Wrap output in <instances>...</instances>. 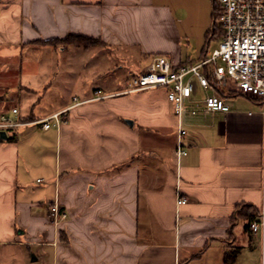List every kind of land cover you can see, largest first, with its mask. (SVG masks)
Returning <instances> with one entry per match:
<instances>
[{"label":"crops","instance_id":"1","mask_svg":"<svg viewBox=\"0 0 264 264\" xmlns=\"http://www.w3.org/2000/svg\"><path fill=\"white\" fill-rule=\"evenodd\" d=\"M214 5L0 0V120L62 109L67 119L60 130L40 123L3 129L0 264H264V227L250 226L264 209L258 99L231 91L228 112L194 118L178 160V120L166 89L127 91L132 81L113 87L103 77L104 61L122 49L143 58L137 73L157 54L174 65L199 61L209 53ZM69 34L101 41L74 46L70 56L90 52L101 61L61 63L63 51L38 42ZM98 89L101 97L92 99ZM42 131L54 137L50 165ZM39 166L49 180L36 176L39 189H29L25 181ZM178 195L186 202L178 204ZM55 199L67 211L57 224L49 216Z\"/></svg>","mask_w":264,"mask_h":264},{"label":"built area","instance_id":"2","mask_svg":"<svg viewBox=\"0 0 264 264\" xmlns=\"http://www.w3.org/2000/svg\"><path fill=\"white\" fill-rule=\"evenodd\" d=\"M214 1L212 28L220 30V37L209 54L185 65H174L163 54L154 55L148 65L132 78L133 86L127 90L166 89V98L178 120L175 149L178 160L186 154L182 137L187 133L188 125L194 118H205L209 112H228L231 104L226 97L231 91L255 97L264 113V0ZM230 78L233 87L228 88ZM197 85L201 89L200 96L196 94ZM95 93L96 97L92 99L101 97L99 89ZM73 100L76 101V97ZM11 111L18 113V108ZM65 111L62 109L32 121L2 116L0 129L40 123L44 129L54 126L60 130L67 121ZM184 202L186 199L178 195L177 203ZM49 216L55 224L67 217L56 199L49 207ZM250 226L253 231L264 227V209L260 220L253 221Z\"/></svg>","mask_w":264,"mask_h":264},{"label":"rangeland","instance_id":"3","mask_svg":"<svg viewBox=\"0 0 264 264\" xmlns=\"http://www.w3.org/2000/svg\"><path fill=\"white\" fill-rule=\"evenodd\" d=\"M217 42H218V35L209 38V41H208L209 52L211 51L213 47L216 46ZM90 44L91 46L98 45V44H93L91 40H87L84 38L79 39V42H77V44H72L70 40H67V41L58 43L56 45L55 44H49V45L56 48L58 51H63L62 52L63 54L61 55H64V57L63 56L61 57L65 61L61 62L62 61L61 59L59 60V62L65 63L66 61H69V63H71L72 65H77V64L82 65L86 63L89 64L93 60L101 61L102 59V57L99 55L92 56L90 52L85 53L83 56H80V57L69 55L70 50L74 49V46H77L78 49H82ZM142 61H143V58L139 57L135 51L133 52L132 50L129 51L125 49L118 50L117 52L114 53V55L112 54L108 60L104 61V68L105 70L109 69V71H107L103 77L113 87L114 86L120 87L122 83H124V86H126L127 83L131 82L132 78L136 76L138 66L141 64ZM231 87H233V80L230 78L228 79V88H231ZM238 97H244V96L241 94L235 95V98H238ZM46 105L49 106V103H47ZM19 133H20L19 135L22 136L21 134L23 133V131H20ZM54 150H55L54 137L49 136V132L42 131V155L46 157V161H48L49 165L53 163L54 161ZM45 173H46L45 170L40 166L34 167L33 169L31 168L30 173L25 181L27 184V188L39 189L40 186L35 183V178L36 176H39L46 183L49 180L48 179L49 177ZM45 183L42 184L43 187Z\"/></svg>","mask_w":264,"mask_h":264},{"label":"trees","instance_id":"4","mask_svg":"<svg viewBox=\"0 0 264 264\" xmlns=\"http://www.w3.org/2000/svg\"><path fill=\"white\" fill-rule=\"evenodd\" d=\"M216 35H218V39H219V37H220V30H218L216 27L211 28L210 31H209V38H211L213 36H216ZM81 38L82 39L84 38V39H87V40H91L93 44H96V43L101 42L98 39H92L91 37H86V36H83V35H80V34H78V35L69 34V35H67L64 38H52V39H46V40H39L38 42L44 43V44H55L56 45L58 43H61V42L70 40V42L72 44H77V42H79V39H81ZM89 46H91V44L88 45V46H86V47H89ZM220 92H223V91L221 90ZM251 217L252 216H250L249 218L251 219ZM227 261L230 262V260H227Z\"/></svg>","mask_w":264,"mask_h":264},{"label":"water","instance_id":"5","mask_svg":"<svg viewBox=\"0 0 264 264\" xmlns=\"http://www.w3.org/2000/svg\"><path fill=\"white\" fill-rule=\"evenodd\" d=\"M0 138H6V132L4 130L0 131Z\"/></svg>","mask_w":264,"mask_h":264}]
</instances>
